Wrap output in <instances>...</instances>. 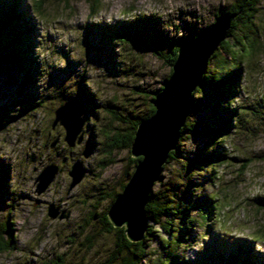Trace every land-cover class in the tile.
I'll use <instances>...</instances> for the list:
<instances>
[{
  "label": "clouds",
  "instance_id": "obj_1",
  "mask_svg": "<svg viewBox=\"0 0 264 264\" xmlns=\"http://www.w3.org/2000/svg\"><path fill=\"white\" fill-rule=\"evenodd\" d=\"M20 9L36 31L32 52L40 71L32 105L15 104L0 125V161L9 166L0 264H172L173 257L185 264L197 260L213 234L243 240L253 258L264 256V0H21ZM221 16L230 18L228 26L208 52L201 78L219 81L237 69L239 76L233 94L219 101L230 123L205 149L218 156L188 170L198 147L191 131L198 117L186 114L148 186L145 227L134 238L128 221L111 210L146 159L135 152L141 123L159 112L155 101L175 75L181 46L138 49L116 37L119 74L113 75L89 59L85 30L155 18L170 39H182V20L203 31ZM69 60L76 71L61 87L50 85L53 69H66ZM81 79L96 103L80 114L69 138L59 110L79 94ZM189 95L203 99V87L195 84ZM115 105L120 108L112 111ZM189 181H195L193 197L210 202L209 211L178 199Z\"/></svg>",
  "mask_w": 264,
  "mask_h": 264
},
{
  "label": "water",
  "instance_id": "obj_2",
  "mask_svg": "<svg viewBox=\"0 0 264 264\" xmlns=\"http://www.w3.org/2000/svg\"><path fill=\"white\" fill-rule=\"evenodd\" d=\"M227 16H221L212 28L198 33L196 39L186 40L181 44V55L175 65L176 72L171 82H165L166 89L157 101L159 112L149 121L141 123L135 152H144L146 159L141 162L136 177L121 195L111 210V215L118 220H127L129 231L137 237L145 227L143 205L148 199L147 192L151 180L156 177L159 163L169 147L174 146L177 128L183 123V117L191 112L192 98L189 90L201 83V73L204 70V60L209 51L222 38L228 26ZM84 112V105L74 99H68L67 104L59 110V118L69 131V138L78 131ZM91 149L86 150L90 152ZM54 171V167L46 170L43 179L46 180ZM80 164L75 166V174H81ZM55 210H52L54 214Z\"/></svg>",
  "mask_w": 264,
  "mask_h": 264
},
{
  "label": "trees",
  "instance_id": "obj_3",
  "mask_svg": "<svg viewBox=\"0 0 264 264\" xmlns=\"http://www.w3.org/2000/svg\"><path fill=\"white\" fill-rule=\"evenodd\" d=\"M39 5L43 0H34ZM159 22L156 19L149 18L148 20L141 19L134 24L119 23L113 33L116 37H125L129 39L133 45L142 48H168L174 44H183L187 39H170L168 35L159 30V33H154V29H159ZM4 32L11 34L8 45L12 47V55L14 57L15 65H18V70L22 71V80L26 83L31 81V73L35 60L31 49H33L30 43L29 36H32L31 22L25 14H20L18 9V0H13L11 9L7 13H3L0 10V36ZM202 32V31H200ZM199 32V33H200ZM28 36V37H27ZM19 62V64L17 63ZM239 70H233L228 75L223 77L219 81L213 80H201L200 85L204 90L203 99L193 101L191 106L192 114L197 115V123L191 129L193 137H202L206 139V142L210 144L215 135L230 123L231 113L226 109H221L219 101L226 98L228 95L233 94L234 82L238 79ZM82 88L83 83H81ZM196 155L194 158L189 157L188 170L191 171L193 168L199 167L203 163H207L210 160L217 158L218 152L206 153ZM195 181H189L187 187L180 193L178 199L190 204L192 207H200L205 211L210 210V202L208 200H202L198 203L191 201V188ZM178 185H173V190H178ZM207 199V198H205ZM264 203V201H260ZM166 214H170L167 213ZM183 215L187 216V209L183 210ZM183 223V219L181 220ZM187 229H183L180 233V239L184 238ZM211 231V229H209ZM225 246L227 256L223 250L219 249L209 255V263L217 264L218 259L222 264H264V256L257 255L253 258L251 246L245 242H237L227 245L222 239L216 234L212 235L209 243ZM177 264L176 258H172V264ZM186 263V262H185ZM190 263V262H189Z\"/></svg>",
  "mask_w": 264,
  "mask_h": 264
},
{
  "label": "rangeland",
  "instance_id": "obj_4",
  "mask_svg": "<svg viewBox=\"0 0 264 264\" xmlns=\"http://www.w3.org/2000/svg\"><path fill=\"white\" fill-rule=\"evenodd\" d=\"M13 0H0V10L3 13H7L12 6ZM20 3L21 0H18V9L20 14H24L23 10L20 9ZM36 3V1H35ZM183 15V14H182ZM27 17V16H26ZM28 18V17H27ZM29 19V18H28ZM149 18H144V20H148ZM155 19V18H153ZM157 20V19H156ZM29 22L30 19H29ZM159 22V29L155 28L154 33H159L160 29V21ZM182 26L185 29L187 35L183 39H192L193 35H196L200 32L199 29H197V26L195 24H189L182 20ZM119 23H116L114 25L108 26V25H89L87 29L85 30L84 35V43L88 46V55L89 59L97 64H103L109 71V73L113 75L119 74V66L117 65L115 61V56L112 50V40L115 38L114 31L119 28ZM115 29V30H114ZM31 30L32 36H27L30 40V43L32 44V48L34 47L35 41V35L36 31L34 29L33 24L31 23ZM114 30V31H113ZM167 34V33H166ZM11 34L9 32H4L0 36V125L7 122L9 119H11L9 112L14 107L15 104L19 103L21 104L25 109L32 105L36 95V84L35 80L36 77L39 75L40 66L35 57L33 56V59L35 60V64L32 68V75L30 78L31 81L26 83L25 80H22V71L18 70V65H15L14 63V57L12 55V47L8 45L9 39ZM134 47L138 49H144L140 48L138 46ZM63 51V49H60ZM31 54H33L31 49ZM67 56V53H65ZM19 64V62H17ZM76 71V65L69 60L68 67L66 69H53L51 75H50V85H55L56 87H61L63 84V81L68 78L71 74H73ZM167 82V81H165ZM81 83H83L82 79L80 82V92L75 97H67L68 99H74L75 101L81 102L84 105V113L91 112L93 107L95 106V100L91 96V94L88 92V89H84L81 86ZM120 108L119 105H115L112 111H116ZM194 141L198 143V147L195 153H190L189 157L194 158L199 153L202 154L204 152V148L208 146V143L206 142L205 138L202 137H193ZM93 148V143L90 141L88 144L87 149ZM86 149V150H87ZM9 174V166L4 162L0 161V204H2L3 199L6 198L7 194V179ZM206 197L201 198H194L193 195L191 196V201L193 203L201 202ZM227 245L241 242H229L228 240H223ZM220 245H216L214 243H206L205 250L202 253H197V260L196 261H190L186 262L185 264H212L209 263V255H211L212 252L215 250H218ZM221 250L224 251L225 256H227L225 246L220 247ZM217 264H222L218 259H216ZM176 264V263H175Z\"/></svg>",
  "mask_w": 264,
  "mask_h": 264
}]
</instances>
